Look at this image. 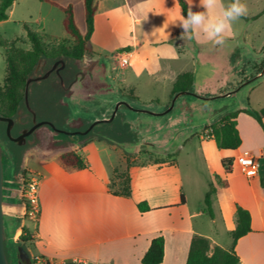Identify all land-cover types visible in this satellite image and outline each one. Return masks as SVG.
Segmentation results:
<instances>
[{
  "label": "crops",
  "instance_id": "1",
  "mask_svg": "<svg viewBox=\"0 0 264 264\" xmlns=\"http://www.w3.org/2000/svg\"><path fill=\"white\" fill-rule=\"evenodd\" d=\"M46 1L39 2L57 10L58 13L48 11L61 22L62 12L49 2L59 6L70 4L73 9L75 5L72 0ZM77 5L83 9V0H77ZM12 11L11 6L7 20L1 21L0 26L10 20ZM180 14L176 0H96L89 42L93 40L100 20L110 37L120 39L121 44L114 46L112 53L115 58L123 56L127 60L125 69L128 72L122 85L142 101L150 102L155 97L143 98L138 92L139 83L155 86L170 80L171 92L176 79L190 73L194 89V65L190 70H172L182 59V29L172 23ZM35 32L55 37L45 28ZM65 38L68 36L62 39ZM88 49L96 57L103 51L93 46ZM229 94H221L215 89L208 95L216 96L199 99L212 100ZM248 120L250 139L244 138L236 121L241 144L234 151L218 150L211 139L199 142L200 149L209 142L216 153V164L211 168V159L201 152L209 180L207 186L198 191V200L204 201L212 176L226 184L211 197L212 217L204 211V204L203 207H190L194 191L186 186L179 166L180 152L168 162L136 164L126 169L123 149L95 140L81 147L87 156L76 151L85 162L83 170L66 171L60 167L58 158L42 164L38 168L41 178L37 219L35 223L25 220L20 223L24 233L33 234L28 247L30 256L63 264H141L151 240L161 236L164 244L160 264H185L194 235L208 239L211 248L232 246L236 204L249 212L251 229L235 243L239 264H264V132L253 118ZM241 154L259 159L260 169L255 178L247 179L241 173L235 162ZM223 158L232 159L228 173L221 165ZM123 169L128 177V196L119 191L116 178ZM140 202H146L150 210L139 212L137 204ZM217 203L218 212L214 208ZM4 205L10 208L9 216L21 218L22 209L19 217L16 214V208L20 206ZM206 215L209 218L206 227L197 226V220Z\"/></svg>",
  "mask_w": 264,
  "mask_h": 264
},
{
  "label": "rangeland",
  "instance_id": "2",
  "mask_svg": "<svg viewBox=\"0 0 264 264\" xmlns=\"http://www.w3.org/2000/svg\"><path fill=\"white\" fill-rule=\"evenodd\" d=\"M72 1L75 4L76 26L80 33L84 34L83 9L78 8L77 0ZM185 1L187 9L191 6L193 11L205 10L198 7L199 0ZM230 2V0H223L225 5ZM242 2L247 5V15L233 24L232 33L227 37L224 45L213 46L210 42L201 41L199 40L203 38L201 35H196L191 40L182 39L184 41L181 48L182 59L178 67L175 66L172 69L173 71L190 70L193 65L195 66L194 89L190 87L187 92L194 93L199 98L216 96L208 95L215 89L220 90L221 94L230 92L228 96L212 100H202L189 95L179 96L172 109L162 116L136 112L120 105L115 115L118 122L128 124L129 130L133 134L132 142L116 145L125 152L126 169L136 164L168 162L174 154L180 152L179 166L184 175L186 186L191 187L194 191V197L190 199L191 208L203 207V202L198 200L197 194L203 186H207V179L209 180L201 152H205L211 159V168L214 163L216 164V153L209 142L206 141L202 145V149L199 147V142L209 139L208 124L219 120L227 113L247 108L259 111L264 108V73L258 77V73L264 69V0H242ZM49 9L58 13L54 8L41 4L38 0H14L10 20L0 26L1 37L9 41L6 48H0V89L4 86L6 54L17 63L15 51L30 49L23 23L33 31L42 32V29L45 28L47 33L55 36H44L43 44L47 51H51L60 44L67 47L72 46L73 42L69 37L62 39L66 37V34L61 21L56 18V15L51 14ZM99 24L88 47L90 49L92 46L102 48L100 57L87 53L80 61L64 58L58 59L57 64L42 58L32 69L31 77H43L49 69L55 71L61 64L70 63L75 68L77 71L75 82L70 87L73 94L63 99L66 104L68 101L71 108L67 122L80 117L87 121L108 119L118 101L126 102L133 109L147 110L153 113L165 111L170 106L172 97L179 93L172 94V90L170 92V80L159 82L155 86H151L149 83H139L138 92L143 98L155 97L150 102L142 101L131 89L125 88L122 85V79L126 78L125 75L128 71L125 69V65H121L118 58L113 57L115 54L112 53L114 46L121 44L120 39L110 37L101 20ZM184 83L186 84L187 81ZM22 110L21 108L19 113ZM27 118L29 117L24 116L23 119ZM12 119L14 120V118ZM248 119L252 118L243 112L237 114L236 121L245 139L251 138L248 134L250 127ZM3 127L0 124V150L5 157L4 171L5 177H7L8 173L15 168L16 163L11 155L9 145L2 137ZM102 130L104 128H99L98 135ZM59 138L53 136L48 128L38 129L34 135V142L30 140L21 149V165L17 172L22 170L25 178L34 175L40 180L39 166L54 161L61 152L69 149L80 150L83 156H87L81 147L96 140V136H91L64 148L52 147L51 143ZM116 178L119 191L126 192L128 189L126 170H121ZM214 208L218 212L219 204H215ZM5 211L4 243L6 244L8 237L12 236L14 232V227H9L8 224L11 217L8 214L10 211L8 209ZM23 220L32 223L36 221V219L30 220L27 217H23ZM208 223L207 215L196 222L199 227H206ZM21 229L23 228L21 227ZM23 234H26L22 235L24 244L29 247L33 234Z\"/></svg>",
  "mask_w": 264,
  "mask_h": 264
},
{
  "label": "trees",
  "instance_id": "3",
  "mask_svg": "<svg viewBox=\"0 0 264 264\" xmlns=\"http://www.w3.org/2000/svg\"><path fill=\"white\" fill-rule=\"evenodd\" d=\"M47 2L46 0H39ZM181 13L187 15V4L185 0H176ZM231 1V0H230ZM14 0H0V22L8 18V10ZM51 5L60 9L63 14L62 28L66 35L72 40V46L67 47L63 44L58 45L51 51L44 48V34H38L23 24L26 39L30 44V49L23 51L16 50L18 62H14L11 56L6 54V70L4 77V86L0 89V115L14 118L19 110H32L39 119L53 120L63 122L67 116L68 109L62 100L65 92L63 91L56 74H49L47 77H31L32 69L38 61L46 58L57 64L58 59L80 61L87 54L92 53L87 43L93 33L94 14L96 11V0H83L85 33L81 34L76 26L74 19V9L72 5L59 6L56 3L49 2ZM256 18V17H254ZM9 41L4 40L0 35V48H6ZM126 50V49H124ZM128 50V49H127ZM75 68L70 64L59 72L63 83L66 85L71 81ZM185 80V81H184ZM187 83L185 84L184 82ZM193 82L190 73L180 75L172 89V94L187 91ZM184 84V85H183ZM243 112L253 118L262 132H264V109L259 111L247 108L242 111H236L223 115L219 120L208 125V138L213 140L218 150L234 151L240 144L241 139L236 128L237 114ZM99 128H104L98 135ZM87 136H96L97 141H104L108 144H123L133 140V134L129 130L127 123H120L116 119L109 123L101 125L91 131ZM59 165L66 171H80L86 168L83 158L75 150H65L58 156ZM231 158H223L221 165L226 173L229 172ZM262 175H264V159H262ZM226 184L218 177L212 176L208 191L204 197V211L212 217L211 197L216 194L220 188ZM128 196V189L123 192ZM183 202V198L182 201ZM139 212L150 210L146 202L137 204ZM235 229L232 231V246L229 250L219 246L210 247L208 239L194 235L190 241L187 259L185 264H239V259L234 251L236 241L249 233L250 214L247 210L234 204ZM23 233L26 232L22 229ZM26 235V234H24ZM163 237L159 236L151 240L150 245L141 259V264H160L163 258Z\"/></svg>",
  "mask_w": 264,
  "mask_h": 264
},
{
  "label": "flooded vegetation",
  "instance_id": "4",
  "mask_svg": "<svg viewBox=\"0 0 264 264\" xmlns=\"http://www.w3.org/2000/svg\"><path fill=\"white\" fill-rule=\"evenodd\" d=\"M53 66V65H52ZM65 67L64 64H61L60 67L57 70L49 69L48 72L44 75V77H47L49 74H56V76L59 79V83L65 92L64 96L62 97V100L64 98L70 97L73 93L70 90V87L75 82V74L77 71H74L71 81H69L66 85L63 83V80L61 79L59 72ZM85 90V89H83ZM120 102V101H118ZM117 102V103H118ZM124 102V101H123ZM65 103V102H64ZM65 107L68 109V105L65 103ZM119 108V107H118ZM118 109L116 110V112ZM68 114L63 122H57L55 119L53 120H47V119H39L36 117L35 113L32 110H22L21 113L18 112V115L14 117L13 125L11 128V135L16 138L18 137L22 131H28L31 129L34 125H37L39 123H45L42 125H39L35 128V130L28 135L24 137V140L21 144H16L12 140H10L6 135V123L0 122L3 127V133L2 137L9 145L11 155L15 159V168L12 169L8 176L5 177V171H4V178L6 180L4 184V198L3 203L11 206H20L22 207V216L21 218L17 219L15 217H10L9 219V227H14V232L12 236L8 237V242L4 243V252L5 256L7 258L8 264H34V257H31L28 252V246H26L24 243V237H22L23 232L20 227V223L23 220L24 216V201L22 199L21 193L23 188V179L25 178L23 173L21 171L17 172L19 166L21 165V149H23L26 144L32 140L34 142V135L36 131L40 128H48L53 136L60 137L57 141H53L51 143L52 147H67L70 144L78 143L80 140L87 139L91 136H87L91 131H93L95 128L104 125L109 124L115 120V117L112 121L107 123H99L96 124L93 128L89 130L88 133L84 135H76L70 137L68 133H77V132H83L85 131L92 123V121H87L83 118H76L75 120H72L70 122H67L68 120ZM116 115V113H115ZM24 116H27L29 118L23 119ZM9 118V117H8ZM75 138V139H74ZM75 140V141H74ZM133 141V140H132ZM131 141V142H132ZM130 143V142H127ZM124 144V143H123ZM113 145H120V144H113ZM7 174V173H6ZM7 225V222H6ZM20 234V235H19ZM21 236V237H19Z\"/></svg>",
  "mask_w": 264,
  "mask_h": 264
},
{
  "label": "clouds",
  "instance_id": "5",
  "mask_svg": "<svg viewBox=\"0 0 264 264\" xmlns=\"http://www.w3.org/2000/svg\"><path fill=\"white\" fill-rule=\"evenodd\" d=\"M198 7L204 11H193L190 6L187 15L182 13L172 23L182 29L180 39L191 40L196 35L213 46H222L232 33L233 24L248 12L242 0H231L225 5L223 0H199Z\"/></svg>",
  "mask_w": 264,
  "mask_h": 264
},
{
  "label": "water",
  "instance_id": "6",
  "mask_svg": "<svg viewBox=\"0 0 264 264\" xmlns=\"http://www.w3.org/2000/svg\"><path fill=\"white\" fill-rule=\"evenodd\" d=\"M262 73H264V69H262L258 73V77L261 76ZM183 95H189V96L197 97L194 93H191V92H187V91L179 92V93L175 94L172 97L170 106L165 111L160 112V113H153V112H150V111H147V110L133 109L126 102L120 101V102H118V103H116L114 105L112 114H111V116L108 119L94 120V121H92L91 125L85 131H83V132H77V133H68V134L70 135L71 138H72V136H76V135H84V134L88 133L89 130L91 128H93L96 124H99V123H107V122L112 121L114 119V117H115L116 110L118 109V107L120 105H124L128 109L134 110L136 112L137 111L138 112H143V113H147V114H150V115H153V116H162V115L168 113L172 109V107H173L174 102L176 101V99L179 96H183ZM222 96H225V95H222ZM66 102L68 104V109L71 111V108H70V105H69L68 101H66ZM0 122H5L6 123V135H7V137L10 140H12L16 144H21L23 142V140H24V137L26 135H28L29 133L33 132L37 126L42 125V124H45V123H39L37 125H34L28 131H22V133L18 137L14 138L11 135V128H12V125H13V119L12 118H8V117H4V116L0 115ZM4 160H5V157L1 154V150H0V264H8V261H7V258L5 256V252H4V240H5V237H4V235H5L4 214L6 212L5 210L6 209L9 210L10 208L8 206L4 205V203H3V198H4V182H5V180H4ZM21 209H22L21 207H17L16 208V212H17L16 214H17L18 217L20 216Z\"/></svg>",
  "mask_w": 264,
  "mask_h": 264
},
{
  "label": "built area",
  "instance_id": "7",
  "mask_svg": "<svg viewBox=\"0 0 264 264\" xmlns=\"http://www.w3.org/2000/svg\"><path fill=\"white\" fill-rule=\"evenodd\" d=\"M121 65H126L127 60L123 56L119 59ZM235 162L237 163L241 173L247 179L255 178L260 169V161L257 157L241 154L239 155ZM38 189H39V178L34 175H29L23 179V188H22V199L24 201V216L30 220L37 219L39 206H38ZM34 264H63L57 263L54 261L34 258Z\"/></svg>",
  "mask_w": 264,
  "mask_h": 264
}]
</instances>
